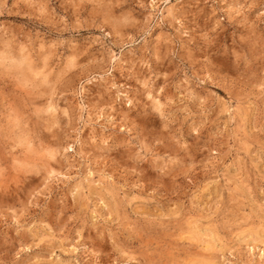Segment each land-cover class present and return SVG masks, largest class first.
<instances>
[{
	"label": "rangeland",
	"instance_id": "obj_1",
	"mask_svg": "<svg viewBox=\"0 0 264 264\" xmlns=\"http://www.w3.org/2000/svg\"><path fill=\"white\" fill-rule=\"evenodd\" d=\"M0 264H264V0H0Z\"/></svg>",
	"mask_w": 264,
	"mask_h": 264
},
{
	"label": "bare ground",
	"instance_id": "obj_2",
	"mask_svg": "<svg viewBox=\"0 0 264 264\" xmlns=\"http://www.w3.org/2000/svg\"><path fill=\"white\" fill-rule=\"evenodd\" d=\"M154 2L156 1V0H153ZM93 120V119H92Z\"/></svg>",
	"mask_w": 264,
	"mask_h": 264
}]
</instances>
